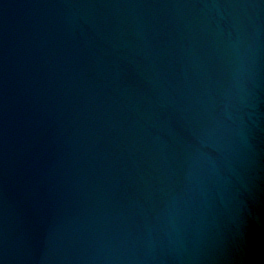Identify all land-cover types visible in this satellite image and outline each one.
Here are the masks:
<instances>
[{"label":"water","instance_id":"1","mask_svg":"<svg viewBox=\"0 0 264 264\" xmlns=\"http://www.w3.org/2000/svg\"><path fill=\"white\" fill-rule=\"evenodd\" d=\"M0 264H264V0H0Z\"/></svg>","mask_w":264,"mask_h":264}]
</instances>
